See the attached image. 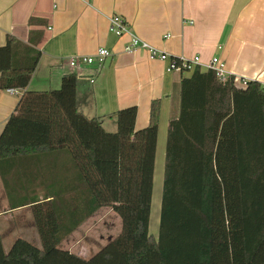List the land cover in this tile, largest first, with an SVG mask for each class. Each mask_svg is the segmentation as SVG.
<instances>
[{"label":"trees","instance_id":"obj_1","mask_svg":"<svg viewBox=\"0 0 264 264\" xmlns=\"http://www.w3.org/2000/svg\"><path fill=\"white\" fill-rule=\"evenodd\" d=\"M36 37L6 35L0 45V90H22L0 132V175L5 181L4 162L66 150L83 187L74 204L82 218L63 228L51 202L33 205L42 247L16 237L5 250L0 236V264H264V87L239 88L232 75L221 80L199 67L180 77L153 236L161 100L150 101L145 127L135 129L132 105L117 110L116 130L106 131L77 108L75 74H64L57 89H26L40 58ZM102 207L119 218L114 237L85 257L59 246Z\"/></svg>","mask_w":264,"mask_h":264},{"label":"crops","instance_id":"obj_2","mask_svg":"<svg viewBox=\"0 0 264 264\" xmlns=\"http://www.w3.org/2000/svg\"><path fill=\"white\" fill-rule=\"evenodd\" d=\"M111 14L121 15L135 35L172 57L199 56L202 63L218 57L234 82L237 79V87H246L240 80L256 81L264 87V0H0V45L6 35L27 43L38 33L33 40L40 58L26 89H57L64 74H75L77 108L87 117H97L109 132L116 130L114 113L132 105L137 107L135 129L145 127L150 101L161 100L158 181L168 120L177 113L180 77L191 72L167 71L166 62L149 59L144 50L125 52L128 35L115 37L108 32L107 17ZM99 47L110 52L101 65L69 64L72 57L94 54ZM21 91L11 94L0 90V132ZM8 162L2 163L5 181L0 175L3 247L4 238L20 227L17 220L36 228L32 212L26 220L19 214L12 222L14 212L31 210L35 204L51 202L63 228L82 218L74 204L83 187L66 150L21 158L13 166ZM107 208H100L75 226L62 242H69L83 227L88 229V222H99L100 212ZM66 249L86 256L72 247Z\"/></svg>","mask_w":264,"mask_h":264},{"label":"rangeland","instance_id":"obj_3","mask_svg":"<svg viewBox=\"0 0 264 264\" xmlns=\"http://www.w3.org/2000/svg\"><path fill=\"white\" fill-rule=\"evenodd\" d=\"M41 74V71H40ZM37 74L35 76V80L38 78ZM41 76V75H40ZM19 97V96H18ZM109 132V131H108ZM163 159L164 154H160V174L158 173V181L157 178V162H159V158L156 155L155 162V170H154V178H153V191H152V202H151V213H150V221H149V232L156 236L157 227H158V219H159V209H160V198H161V188H162V172H163ZM162 161V165H161ZM162 166V170H161ZM154 196V199H153ZM33 209V208H32ZM30 209H22L14 212L12 222H15V217L19 214L23 217L24 220L29 218L31 212L33 210ZM104 212H100L98 218H102L99 222H88V229L82 228L79 232H76L72 237H70L69 242H61L59 244L60 247H72L73 250L84 253L83 255L90 256L94 252H96L99 248H101L111 237H114L120 230V221L116 214H114L109 208L104 209ZM34 215V214H33ZM34 218V217H33ZM97 221V220H96ZM26 221H16L15 224H19L20 227H16V229L11 230L13 233L9 237L4 238V248L7 250L11 244V242L16 237H22L38 246L42 247L41 240L37 231V228L31 229V226L25 225ZM103 222V224H102ZM103 225V226H102ZM16 225H14L15 227ZM36 233V236H35Z\"/></svg>","mask_w":264,"mask_h":264},{"label":"built area","instance_id":"obj_4","mask_svg":"<svg viewBox=\"0 0 264 264\" xmlns=\"http://www.w3.org/2000/svg\"><path fill=\"white\" fill-rule=\"evenodd\" d=\"M108 32L115 37H120L122 35H128L129 39L128 42L125 44L123 50L127 53H132L138 50H144L147 54L149 59H158L160 61L166 62V70H180L181 68L184 71L192 72L195 67H199L204 70H213L216 76L224 80L229 74L225 68L224 62L218 57H212L207 62L202 63L200 61L199 56H194L190 59H185L183 57L176 58L172 57L168 52L160 50L153 45L149 44L148 42L142 40L137 35H135L132 30L127 26V23L123 19V17L119 14H111L108 17ZM165 37H168L167 35ZM110 54L109 50L105 47L97 48L94 54L88 55H79L74 56L69 60L70 65H76L77 63L83 64H93L96 63L101 65L105 58L108 57ZM175 59L179 60V64H175ZM92 81V80H91ZM241 83L244 85L246 84L245 80H240ZM237 79H235V82ZM11 94L18 93V89L10 88L7 89Z\"/></svg>","mask_w":264,"mask_h":264}]
</instances>
